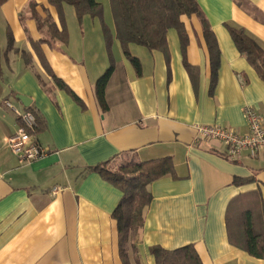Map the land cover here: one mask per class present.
<instances>
[{"label":"crops","instance_id":"crops-1","mask_svg":"<svg viewBox=\"0 0 264 264\" xmlns=\"http://www.w3.org/2000/svg\"><path fill=\"white\" fill-rule=\"evenodd\" d=\"M97 1L102 21L90 14L78 20L63 4L62 22L48 0L0 4V264H124L111 216L122 191L91 169L118 154L169 156L173 166L147 185L151 199L128 264H154L153 246L187 244L203 264H264L240 244L244 210L264 230V149L230 159L224 144L196 140L194 129L218 124L245 133L246 106L264 117V80L230 34L242 29L264 52V0H195L217 44L216 65L199 18L181 16L184 48L174 28L163 49L128 43L140 74L115 37L109 0ZM30 2L58 30L64 25L63 40L48 23L38 25ZM110 63L104 110L94 83ZM3 100L42 118L36 140L48 150L44 156L22 161L7 148L19 121Z\"/></svg>","mask_w":264,"mask_h":264},{"label":"trees","instance_id":"trees-1","mask_svg":"<svg viewBox=\"0 0 264 264\" xmlns=\"http://www.w3.org/2000/svg\"><path fill=\"white\" fill-rule=\"evenodd\" d=\"M5 0H0L2 4ZM58 11L62 22V5L69 4L73 6L76 19L81 20L84 14L99 16L102 21V5L97 0H48ZM110 10L114 23L115 37L121 45L122 51L127 57L136 74L141 72V64L138 57L129 53L128 43H136L146 48L163 49L166 44V34L169 28H174L178 32L181 46L184 48L187 40L181 16H197L202 23V32L206 42L210 61L213 66L216 65L218 49L214 36L208 27V24L201 14L197 1L195 0H109ZM35 4L30 2L28 8L31 16L38 25L48 23L52 27V36L65 38V28L58 30L54 23L49 19L41 18L36 11ZM103 24V23H102ZM103 31L106 38V44L109 46L111 35L103 24ZM230 34L239 53H242L248 59L250 65L254 67L260 78L264 80V52L258 43L249 38L242 30L230 28ZM11 39H8V46L11 45ZM188 70L191 68L186 65ZM114 69L113 63L96 79L94 83L95 95L102 109H107L105 101L106 83ZM191 72V71H190ZM62 85L59 80H56ZM36 118V132L43 125L42 118L31 108H28ZM119 155V154H118ZM114 156L105 162L91 167L98 171L102 177L116 183L122 191V196L117 206L112 211L113 218L116 220L118 229V245L120 256L127 263L126 254L128 246L132 247L136 238L138 228L143 222V211L151 199L150 192L146 189L147 185L167 173H172L173 166L169 156L150 159L145 161L136 160L128 154ZM249 179H236V183L249 181ZM264 215V210H262ZM242 236L241 246L249 254L261 258L264 256V230L256 229L250 211L244 210L241 215ZM230 239L233 240L232 236ZM150 255L154 256V264H203L199 255L196 253L192 244H187L176 249L168 250L158 246L150 249Z\"/></svg>","mask_w":264,"mask_h":264},{"label":"built area","instance_id":"built-area-1","mask_svg":"<svg viewBox=\"0 0 264 264\" xmlns=\"http://www.w3.org/2000/svg\"><path fill=\"white\" fill-rule=\"evenodd\" d=\"M4 105L16 115L19 126L15 132L7 138L6 146L22 161H31L41 158L48 152L38 140H36V118L30 110H18L10 101L3 100ZM247 131L238 133L235 130L218 124H196V140H214L226 146L227 158L240 157L243 150H248L252 155L260 149H264V117L256 112L253 107L244 108ZM59 188L53 187L52 194H56Z\"/></svg>","mask_w":264,"mask_h":264},{"label":"water","instance_id":"water-1","mask_svg":"<svg viewBox=\"0 0 264 264\" xmlns=\"http://www.w3.org/2000/svg\"><path fill=\"white\" fill-rule=\"evenodd\" d=\"M18 98L24 105H28L29 101L27 97H25L24 95H18Z\"/></svg>","mask_w":264,"mask_h":264}]
</instances>
